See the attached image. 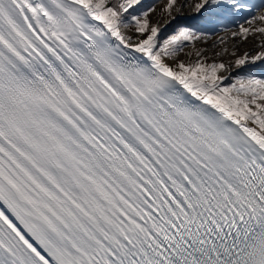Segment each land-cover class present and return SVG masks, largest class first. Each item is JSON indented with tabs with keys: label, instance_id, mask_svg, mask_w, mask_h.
I'll list each match as a JSON object with an SVG mask.
<instances>
[{
	"label": "snow or ice",
	"instance_id": "1",
	"mask_svg": "<svg viewBox=\"0 0 264 264\" xmlns=\"http://www.w3.org/2000/svg\"><path fill=\"white\" fill-rule=\"evenodd\" d=\"M0 264H264V0H0Z\"/></svg>",
	"mask_w": 264,
	"mask_h": 264
},
{
	"label": "bare ground",
	"instance_id": "2",
	"mask_svg": "<svg viewBox=\"0 0 264 264\" xmlns=\"http://www.w3.org/2000/svg\"><path fill=\"white\" fill-rule=\"evenodd\" d=\"M221 35H222V34H221ZM213 38H214V37H213ZM214 39H215V38H214ZM245 47H251V43H248V44H246V45H242V46H241V51H243Z\"/></svg>",
	"mask_w": 264,
	"mask_h": 264
},
{
	"label": "rangeland",
	"instance_id": "3",
	"mask_svg": "<svg viewBox=\"0 0 264 264\" xmlns=\"http://www.w3.org/2000/svg\"><path fill=\"white\" fill-rule=\"evenodd\" d=\"M249 2H250V0H249ZM222 33H220V35H221ZM215 38V37H214Z\"/></svg>",
	"mask_w": 264,
	"mask_h": 264
}]
</instances>
